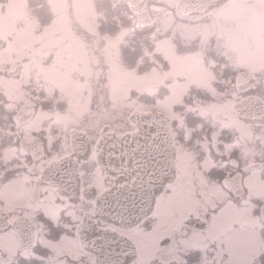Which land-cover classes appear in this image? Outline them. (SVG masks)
<instances>
[{
    "label": "flooded vegetation",
    "instance_id": "af4514ba",
    "mask_svg": "<svg viewBox=\"0 0 264 264\" xmlns=\"http://www.w3.org/2000/svg\"><path fill=\"white\" fill-rule=\"evenodd\" d=\"M128 1L92 0L95 29L47 33L54 22L27 0L33 33L0 35V52L16 49L5 78L32 63L31 85L0 84V264H116L125 247L126 264H264V0ZM13 2L0 0V13ZM120 9L131 35L116 34ZM119 70L145 73V88L120 95ZM134 113L156 119L127 143L130 158L158 169L170 125L176 176L152 213L122 230L96 217L109 183L125 181L105 175L97 155L124 147L104 136L140 133Z\"/></svg>",
    "mask_w": 264,
    "mask_h": 264
},
{
    "label": "water",
    "instance_id": "95a60500",
    "mask_svg": "<svg viewBox=\"0 0 264 264\" xmlns=\"http://www.w3.org/2000/svg\"><path fill=\"white\" fill-rule=\"evenodd\" d=\"M137 0L128 1V6L132 10L133 2ZM140 0L139 2H141ZM142 24L136 22V29H142ZM133 91V89L131 90ZM135 122H139L142 125L139 130L140 133L135 135H125L115 138L114 136H104L106 141H119L124 142V147L119 150V154L113 149L103 147V154H98L99 162L105 175L114 176L116 173L125 181L120 184L109 183L110 190L103 196L102 202L96 204V217H98L103 223H110L111 225L122 229L128 230L131 226L137 225L146 219L153 211L155 206L156 196L164 190L167 183H170L176 176L175 166L173 158L175 157V146L171 133L170 125L166 129V135H161L166 140V152L163 156L161 166H151L150 169L146 166L145 161H135L130 158V149L126 148L127 143L133 138H145V129L148 123H153L156 117L146 113H134ZM164 134V131H162ZM97 150L101 148L99 143L96 144ZM103 163V164H102ZM136 163V165H134ZM46 178L43 175L38 185H41ZM87 227L96 226L92 223V218H88L85 222ZM101 230H98L100 232ZM103 234H108L106 230H102ZM114 234V233H113ZM110 239L117 240L115 242L125 243L128 245V241L125 237L119 235H112L109 233ZM21 241V236H19ZM33 239V235H32ZM127 247L118 250L122 253L116 258L119 262L116 264H126L125 261L130 260L131 256H128L126 252Z\"/></svg>",
    "mask_w": 264,
    "mask_h": 264
},
{
    "label": "rangeland",
    "instance_id": "374dc122",
    "mask_svg": "<svg viewBox=\"0 0 264 264\" xmlns=\"http://www.w3.org/2000/svg\"><path fill=\"white\" fill-rule=\"evenodd\" d=\"M14 2L10 5L9 8L10 11L7 12V14L3 15L0 13V35L4 36H14V35H26L30 36L33 33V29L36 28V25L34 22H39V20L32 15L30 12V7L27 3V0H13ZM40 0H38L39 2ZM47 4V11L50 14V19L45 22H54V24L51 26L49 31L47 33H51V30L56 32L59 29L69 30V22H80L81 24H85V28L88 30H91L92 28L95 29L93 26L90 28L91 24L90 22H98L97 20V13H95L94 5H92V0H45ZM123 1V0H118ZM154 2L158 0H153ZM39 4V3H38ZM40 7V5H38ZM121 10V14L123 16V19L119 21L118 23V32L116 34L120 35H131V27H132V18L129 14L125 15L124 12ZM155 10V9H154ZM22 22V25L20 27V24ZM160 28L159 31L163 32L166 31L169 28L168 22H161V20L158 21ZM93 24V23H92ZM252 24V23H251ZM252 25H248V27H245V33H248V28H250ZM40 29V27H39ZM169 30H172L170 28ZM65 32V33H66ZM158 33V32H157ZM204 33V32H203ZM160 34V33H159ZM166 39L172 40L173 35L172 33L169 34V36H165ZM205 37V36H204ZM200 38V42L204 40L205 38ZM231 46L235 47L238 44V39H235L236 37H232ZM215 40V43L218 41L221 42L218 38H213ZM21 40L19 38L14 39L13 44L14 45H21L24 43H19L18 41ZM25 40V39H24ZM246 37L244 38V41H246ZM27 44V43H26ZM204 49L202 45H199V50ZM16 49H6L0 52V84L5 83L9 89H13V85L11 83H24V84H30V74L32 70V63L31 60L27 61L23 67L22 75L19 76L17 79H8L5 78L4 74L2 73V70L5 68H9L13 63V51ZM169 52V51H168ZM12 53V54H11ZM145 74V73H144ZM143 73H137L132 71H122L119 70L116 72V83L119 88V94L121 95L124 90L129 86H135L138 90H142L145 88L146 84V75ZM167 74V73H166ZM157 74H153L151 71V78H154ZM168 75V74H167ZM43 78V76H42ZM7 79V80H6ZM41 81V79H39ZM77 82V80H74L73 77L67 75L66 76V82ZM31 85V84H30ZM32 88V87H31ZM28 91H23V95H29ZM71 92V91H69ZM28 93V94H27ZM58 91H51L50 94H54V98L58 99L60 96L58 95ZM64 93V92H63ZM10 94L13 95L12 92ZM78 103V101H77ZM10 106L13 105L12 100L10 101ZM74 102H69V108L67 109L68 115H74L73 109Z\"/></svg>",
    "mask_w": 264,
    "mask_h": 264
},
{
    "label": "trees",
    "instance_id": "16d2710c",
    "mask_svg": "<svg viewBox=\"0 0 264 264\" xmlns=\"http://www.w3.org/2000/svg\"><path fill=\"white\" fill-rule=\"evenodd\" d=\"M39 5H40V7L38 8L39 19L41 20V22H45L50 18V14L47 11V5L45 0H40ZM102 7L104 8V11L107 14L113 13V10H111L107 4L106 5L103 4Z\"/></svg>",
    "mask_w": 264,
    "mask_h": 264
}]
</instances>
